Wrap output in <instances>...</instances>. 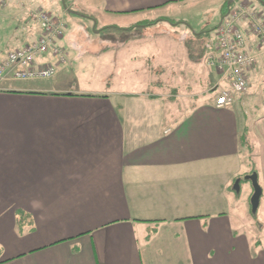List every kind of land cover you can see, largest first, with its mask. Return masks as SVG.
<instances>
[{"label":"crops","instance_id":"1","mask_svg":"<svg viewBox=\"0 0 264 264\" xmlns=\"http://www.w3.org/2000/svg\"><path fill=\"white\" fill-rule=\"evenodd\" d=\"M183 1L0 0V62L37 39L27 11L73 25L65 65L37 60L53 81H0V264H264V223L230 215L248 210L246 177L264 196V44L238 24L257 62L216 109V39L161 20Z\"/></svg>","mask_w":264,"mask_h":264},{"label":"built area","instance_id":"2","mask_svg":"<svg viewBox=\"0 0 264 264\" xmlns=\"http://www.w3.org/2000/svg\"><path fill=\"white\" fill-rule=\"evenodd\" d=\"M259 17L258 14L247 9L229 12L217 30L218 55L216 58H209L207 64L216 69L220 76L219 82L223 80L227 87L219 90L221 85L217 83L212 88V91L217 92L214 99L216 109L230 106L234 95H243L247 91L245 72L255 66L257 57L248 52L245 37L237 24L244 22L252 35L264 44V24ZM27 18L38 25L39 35L34 42L9 52L0 62V81L51 79L56 74L57 65L36 64V61L44 56L54 57L59 66L67 63L65 50L57 45L65 29L63 21L39 10H29Z\"/></svg>","mask_w":264,"mask_h":264},{"label":"rangeland","instance_id":"3","mask_svg":"<svg viewBox=\"0 0 264 264\" xmlns=\"http://www.w3.org/2000/svg\"><path fill=\"white\" fill-rule=\"evenodd\" d=\"M71 1L72 0H68L67 3L70 4ZM234 1L235 0H227L226 5L230 4V2H232V4H233ZM235 2H236V5L233 7H230V10H229L230 13L231 12H238L241 9H247V10H250V11L258 14L260 16L259 17L260 20L262 22L264 21V0H241L240 2H238V0H236ZM51 3L52 2H49V4H51ZM223 4H224L223 0H185L183 2L169 3L166 5V7L163 8V11H162L163 16H165L167 18H161V20L171 22L170 24H173V25H174V23H173L174 21H170V20H177L176 18H178V20H183L186 22L185 26H187L189 28V31H191L193 33L204 32L206 35L204 40L208 39L207 37L209 36V40L213 41V40H215L216 27L220 23L221 10H222ZM45 7L43 6V8H45ZM52 9L53 8L50 5L45 8L47 13L54 18V16H55L54 12H56L55 10L57 8H54L53 10ZM59 9H61V8H59ZM51 12H53V15ZM60 20H62V21L64 20L69 25V27L73 26L71 21L67 17H65V19L60 18ZM151 20H154V19L151 18ZM151 20L140 24V27L142 26L143 28H146L148 26H151V24H149L148 22H154L155 21V20L154 21H151ZM65 22H64V24H66ZM97 25L98 26L94 27L93 23H86L85 24V26L89 29V32H93V33H97L98 30H101L100 29L101 27L99 26V24H97ZM103 26H105V25H103ZM113 28L114 27H112V30L109 29L108 31L118 30V29H113ZM183 28L184 27H182V26L179 27V29H181V30H184ZM164 29H166V26L162 25V30L164 31ZM101 31H107V29H103ZM204 40H202V41H204ZM4 45H6V44H4ZM16 45L21 46L20 41L18 43H16ZM15 48L16 47H13V48L12 47H9V48L5 47L2 50V54L5 51L9 52V51L15 50ZM6 54H5V56H6ZM53 78L45 79V80L18 81V82H16V84L23 83V82L34 83V84H46V83H50L51 81H53ZM79 81L84 83V84L87 83L86 80H79ZM256 140H258V139H256ZM259 151H260V144L258 141H256V146H255V150H254V159L257 160L255 162V166L257 168L261 162L258 159ZM248 164H249V162H247L246 165L248 166ZM246 167H245V169H246ZM248 185H249V187H250L249 189L251 191V196L249 197L248 202L246 204L248 210L244 211V212H242V211L236 212V211L231 209L230 215L234 219L235 223H240L241 225L245 226L246 228H250V227L257 228V226L264 223V196L260 199L259 204L256 208V211L253 213L252 208H250L251 198L253 195V187H252L251 182H248ZM241 197H243V194L241 195ZM241 201H242V199H240L239 202H241ZM23 220H24L23 218L19 217V225L21 222H23Z\"/></svg>","mask_w":264,"mask_h":264},{"label":"trees","instance_id":"4","mask_svg":"<svg viewBox=\"0 0 264 264\" xmlns=\"http://www.w3.org/2000/svg\"><path fill=\"white\" fill-rule=\"evenodd\" d=\"M230 7H231V5H224L223 7H222V10H221V16H222V19H221V21L223 22L226 18H227V16L229 15V10H230ZM39 11H43V10H39ZM28 12V11H27ZM43 12H46V11H43ZM47 13V12H46ZM54 18H56V17H54ZM56 19H60V18H56ZM64 23V22H63ZM239 24V23H238ZM238 24H237V26H238ZM244 25H245V27H246V29L248 30V31H250L249 30V28H248V26L244 23ZM220 26V25H219ZM219 26H217V28H216V31H215V39H216V33H217V30H218V28H219ZM37 27H38V25H37ZM39 28V27H38ZM238 29L241 31V29L239 28V26H238ZM65 30H66V25H65V29L63 30V36H64V34H65ZM242 32V31H241ZM251 32V31H250ZM203 35H205V33L203 32ZM244 35V34H243ZM63 38V37H62ZM61 38V39H62ZM60 39V40H61ZM60 40L58 41V42H60ZM198 41V40H197ZM57 42V43H58ZM58 45V44H57ZM59 46V45H58ZM62 48V47H61ZM66 59H67V57H66ZM226 85V84H225ZM227 87V86H226ZM224 88V87H223ZM214 92V91H213ZM239 150H240V152L242 153V154H244L245 155V161L247 162L249 159H250V147H249V145L247 144V143H245L244 141H242L241 142V146L239 147ZM250 208H251V206H250Z\"/></svg>","mask_w":264,"mask_h":264},{"label":"water","instance_id":"5","mask_svg":"<svg viewBox=\"0 0 264 264\" xmlns=\"http://www.w3.org/2000/svg\"><path fill=\"white\" fill-rule=\"evenodd\" d=\"M245 179L249 180L253 187V195L251 198V208L252 212L254 213L256 211V208L259 204V199L261 196V189L257 183V177L255 174H252L251 176L246 177Z\"/></svg>","mask_w":264,"mask_h":264},{"label":"bare ground","instance_id":"6","mask_svg":"<svg viewBox=\"0 0 264 264\" xmlns=\"http://www.w3.org/2000/svg\"><path fill=\"white\" fill-rule=\"evenodd\" d=\"M36 64H37V61H36Z\"/></svg>","mask_w":264,"mask_h":264}]
</instances>
